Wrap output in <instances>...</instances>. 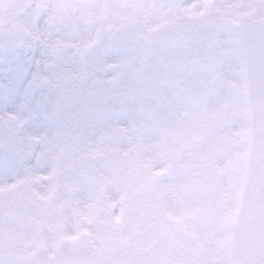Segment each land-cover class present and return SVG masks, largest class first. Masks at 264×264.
<instances>
[{
	"label": "rangeland",
	"instance_id": "obj_1",
	"mask_svg": "<svg viewBox=\"0 0 264 264\" xmlns=\"http://www.w3.org/2000/svg\"><path fill=\"white\" fill-rule=\"evenodd\" d=\"M94 2L101 6L107 5L102 15L131 33L149 30L159 19L172 18L177 14V5L184 8L183 13L188 17L196 14L195 3L188 0ZM142 12L147 16L151 13L152 17L143 19ZM242 13L245 12L236 11L237 15ZM254 15L264 18V11ZM162 99L173 101L163 89L148 84L143 79L140 88L134 92L111 98L105 104L107 108L100 105L96 116L94 109L85 119L74 121L69 131L60 137L59 145L58 139L38 142L34 147L24 144V150L29 156L25 168L19 174L17 171L24 164L20 167L14 165L15 168H12L0 160V236L6 242L2 251L4 254L13 253L14 257L10 261L0 253V261L27 264L36 247L53 254L59 239H74L81 230L91 232L96 246L101 247L112 237H119L127 240L131 249H136V245H140L144 238H136L140 220H135L139 215L131 213V209L141 208L138 199H141L140 192L144 197L147 196V182L152 181L156 188L171 187L182 176L187 179L189 176L193 177L195 172L200 176L202 173L199 166L208 152L215 149L216 169L227 165L229 173H234L235 176L234 180H228V176L218 179L220 190L227 191L223 196H228L225 203H222L225 200L222 197V206L218 208V221L212 222L211 230L202 221L197 220L196 225L192 222L191 226L195 227L187 241L191 246L193 240L202 249L192 254L188 247L183 252L176 253V257L170 258L168 262L159 264H189L191 257H195L196 264H228L229 238L237 208L234 193L241 186L248 139V112L240 56L229 53L221 62L220 72L208 102L209 136L205 143L190 150L186 158L175 164L171 172H168L169 165L162 153L159 135L152 128L149 119L152 106ZM116 102L122 103L120 106L128 107V117L123 116L119 120L113 118V111L119 109ZM101 111L106 116L99 119ZM46 154L54 156V163L59 162L58 168L52 166L50 156L45 157L41 163L38 158L42 159ZM12 159L18 160L20 156ZM89 160L91 167L97 169L105 178V184L100 188L91 185L87 168L82 167ZM37 161L45 166L36 168L39 166ZM167 199L170 198L167 196ZM176 200L177 198L173 202H167L163 198L160 200L165 206V213L170 217H174V212L168 209V204L172 205ZM177 203L184 210V203ZM191 206L192 203H188L185 211ZM14 208L23 209L35 217L29 230L20 231L14 227L9 218ZM176 219L178 221L172 227L169 226L168 230L170 228L177 233L184 231L187 234L183 219L178 214ZM135 254L134 252L132 264H142ZM173 255L174 253L171 257Z\"/></svg>",
	"mask_w": 264,
	"mask_h": 264
},
{
	"label": "snow or ice",
	"instance_id": "obj_2",
	"mask_svg": "<svg viewBox=\"0 0 264 264\" xmlns=\"http://www.w3.org/2000/svg\"><path fill=\"white\" fill-rule=\"evenodd\" d=\"M107 7L94 0H0V146L34 147L62 137L74 121L143 78L163 54L180 46L177 35L129 32L102 15ZM259 8L264 11V0ZM207 60L198 58L194 65ZM257 87L250 117L264 160V35ZM242 264H264V246Z\"/></svg>",
	"mask_w": 264,
	"mask_h": 264
},
{
	"label": "water",
	"instance_id": "obj_3",
	"mask_svg": "<svg viewBox=\"0 0 264 264\" xmlns=\"http://www.w3.org/2000/svg\"><path fill=\"white\" fill-rule=\"evenodd\" d=\"M237 29L250 117L257 104L260 41L264 35V26L243 20ZM151 34L157 37L177 35L180 39V46L163 54L145 75L150 81L162 84L173 94L177 103L176 107L169 103L156 104L151 113V122L159 131L163 151L169 161L173 162L182 158L187 148L201 143L207 135L205 103L223 55L216 43V29L207 22H163L157 24ZM209 43L211 50L208 48ZM204 57H208L206 65H194V61ZM178 112L181 113L179 117ZM93 181L101 184L98 177ZM14 220L22 228H27L31 223L24 214L16 215ZM261 246H264V160L257 143V124L250 117L247 164L231 235L229 264H242ZM104 259L106 264H129L124 242L110 241L102 251H98L91 246L88 233L81 232L73 242H59L53 257H47L36 250L30 258V264H74L79 260H86L89 264H104Z\"/></svg>",
	"mask_w": 264,
	"mask_h": 264
},
{
	"label": "flooded vegetation",
	"instance_id": "obj_4",
	"mask_svg": "<svg viewBox=\"0 0 264 264\" xmlns=\"http://www.w3.org/2000/svg\"><path fill=\"white\" fill-rule=\"evenodd\" d=\"M224 0H215L214 2V6L211 5L210 2H207L206 0L202 1V9H203V14L204 17L214 21L218 28L220 29V32L223 30V26H228L229 25V20H227V16L229 14V12L223 11V9L221 8V5L223 3ZM220 2V4H219ZM230 3V2H229ZM235 3V6L240 8H252L254 7V4L250 1V0H238ZM163 236V235H162ZM171 235H167L166 237H170ZM173 237V236H171ZM170 237V238H171ZM165 238H162V241L155 247L152 249V255L151 257L153 259L159 258L161 257V251L164 249L166 242H165ZM171 248V246H170Z\"/></svg>",
	"mask_w": 264,
	"mask_h": 264
}]
</instances>
